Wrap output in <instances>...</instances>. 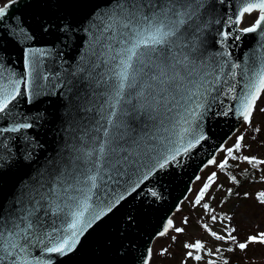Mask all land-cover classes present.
Wrapping results in <instances>:
<instances>
[{"label": "snow or ice", "instance_id": "6c2138e0", "mask_svg": "<svg viewBox=\"0 0 264 264\" xmlns=\"http://www.w3.org/2000/svg\"><path fill=\"white\" fill-rule=\"evenodd\" d=\"M19 2L7 0L0 6V32L34 39L22 18L10 14ZM106 7L110 10L94 14L90 28L85 30L89 32L88 52L76 69L102 89L100 101L94 105L96 114L82 130L79 146L73 144L74 155L59 165L53 160V167L47 170L48 179L39 182L26 201L21 199L18 208L7 212L0 205V264H57L53 257L73 253L90 229L138 190V194L146 191L158 198V193L147 188L146 182L173 163L179 164L180 157L207 140L200 121L216 100L222 104L221 97L232 94L230 98L239 103L218 114L227 116L234 111L245 125H251L257 102L264 95V60L259 67L255 61L242 67L232 62L227 51L207 53L202 39L208 26L203 19L207 0H108ZM254 12L255 20L240 27L245 16ZM223 23L230 30L218 32L217 44L230 39L239 41L240 34L259 32L264 38V0H239L237 10ZM49 27L45 25L43 30L47 32ZM60 31L68 38L73 29L62 24ZM50 54L51 49L25 48L24 75L19 79L0 64V119L11 121L0 127V147L8 148L7 139H13L3 138L5 133L32 129L44 119L45 113L39 109L35 116L17 119L16 102L23 96L31 104L33 97L40 95V80L50 79L49 74L40 71L41 58ZM100 68L104 71H98ZM238 74L244 83L236 94L237 84L229 81H235ZM53 78L58 79L59 73ZM64 83L75 87L72 81L51 87L60 88ZM260 111L264 112V108ZM29 139L24 137L25 147L29 146ZM245 139L240 134L232 146L221 144L218 151L223 158L213 155L203 167L225 171L244 163L264 171V159L243 154L248 147ZM6 159L0 154V160ZM243 174L247 175L246 169ZM227 177L234 184L240 183L231 172ZM196 180L201 177L196 176ZM217 180L218 173L211 172L190 201L193 208L199 206L204 210L212 224L231 220L205 202L207 198L215 199L211 189ZM232 191L227 189L229 195ZM244 195L247 197L248 193ZM255 199L264 205V191L255 193ZM179 210L177 205L176 211ZM202 221L203 217L197 223L216 243L208 248L201 239L185 241L181 264H188L189 260L200 264L205 256L213 257L205 264H217L224 252L234 254L246 252L252 245L264 246V231L241 240L230 224H223L217 232ZM181 224L187 226L189 218L183 217ZM184 226H176L169 217L156 235L168 236L175 243L179 235L186 233ZM220 243L227 247L219 246ZM168 251L162 248L160 254ZM152 256L153 250L148 248L143 264H150ZM222 264L230 262L223 258Z\"/></svg>", "mask_w": 264, "mask_h": 264}, {"label": "water", "instance_id": "95a60500", "mask_svg": "<svg viewBox=\"0 0 264 264\" xmlns=\"http://www.w3.org/2000/svg\"><path fill=\"white\" fill-rule=\"evenodd\" d=\"M107 4L108 0H20L10 10V14L22 18L23 25L34 39H25L18 33L8 35L0 32V64L19 79L24 75L25 48L51 49V54L41 58L40 71L49 74L50 79L47 82L40 80V95L34 96L31 104L23 96L16 102L17 119L35 116L37 109L45 113L44 119L32 129L5 133L3 138L13 139H7L8 148L0 147V154L7 157L0 160V205L6 212L18 208L21 199L26 201L39 182L48 179L47 170L53 167V160L59 165L74 155L73 144L79 146L82 130L88 127L96 114L94 105L99 103L102 89L97 88L84 73H77L76 69L83 63L81 57L88 52L89 32L85 30L90 28L94 14L110 10ZM238 7L239 0H207L203 17L208 22L202 35L204 46L208 54L229 52L232 62L242 67L253 61L259 67L264 60V38L259 32L240 34L239 41L230 39L225 44L215 43L220 39V30H230L223 22ZM12 24L15 26V21ZM62 24L73 29L68 38L60 31ZM45 25L50 26L47 32L43 30ZM98 71L103 72L104 69ZM237 71L239 73L240 70ZM57 73L59 78L54 79ZM64 81H72L75 87L68 83L60 88L51 87ZM231 83L237 84L236 94H239L243 78L238 74L235 81H229ZM231 95L222 96V104L216 100L200 121L207 140L180 157L179 164L173 163L146 182V187L155 190L158 198L146 191L138 194V190L90 229L73 253L53 257L54 261L57 264H143V257L157 237L156 233L167 218H172L203 165L216 155L219 146L243 123L234 111L227 116L218 114L239 103L230 98ZM9 123L11 121L7 118L0 119V127ZM25 136L30 138L28 147H25ZM128 217L132 218L131 221Z\"/></svg>", "mask_w": 264, "mask_h": 264}, {"label": "rangeland", "instance_id": "374dc122", "mask_svg": "<svg viewBox=\"0 0 264 264\" xmlns=\"http://www.w3.org/2000/svg\"><path fill=\"white\" fill-rule=\"evenodd\" d=\"M5 2H7V0H0V6L3 5ZM256 16L257 13L255 12L250 15H246L240 27H246L250 25L255 20ZM260 108H264V95H262L257 102V108L254 113L252 123H255L254 121H257L258 118H261L264 122V112H261ZM240 134L245 135L246 139L244 143L250 146L246 147L249 148L250 154H255L260 159H264V129L262 131L261 137H259L258 132H256L251 125L243 124L226 142L227 146H232L235 141V137ZM251 138L256 139L259 145L258 143H254V141L252 142L250 140ZM246 148L244 149L245 151ZM216 157L217 159H222L223 154L218 152ZM213 171L218 173L217 181H220L222 179V174L220 170L214 166L204 168L200 172L201 180L195 181L193 186L191 187L192 191H189L186 197V200L188 202L185 204V209L182 210L181 213H176L175 216H173V220L176 226H184L181 224V220L183 217L187 216L186 212L188 213V211H192L193 213H195L196 217L198 213L204 212L203 209H199L198 206L196 208H193L190 201L194 200L195 193L202 186L203 180L206 179L207 176ZM262 177H264V171ZM217 189V186H214L211 189V193L216 194L218 197L220 193L217 192ZM258 191H264V180L262 179H259L253 182V184L247 186L245 191L248 193L247 197H245V195L243 194L227 199L226 203L231 205L228 209L229 211H231L228 212L231 216V220L230 222L225 224H230L232 227H235L237 229L236 235L241 240H243L247 235L256 234L259 231H264V205H261L255 199V193H257ZM204 216L205 213L203 215V223H206V221H204ZM223 224L224 223L220 222L212 224L210 222L209 226L213 230L220 232L223 227ZM184 227H186V233L179 235L177 238V242L175 243H173L168 236L157 237L154 240L151 246V249L153 250V256L151 258L150 264H181V260L183 259L184 253L182 245L185 241H192L193 236H196L197 239L203 240L206 243V246L209 248L210 245L216 243L211 240V238L203 231L199 224H195L192 220L189 219V224ZM172 235H175L174 231L172 232ZM219 246L227 247V245H224L222 243H220ZM162 248H168V253L161 255L160 250ZM212 258L213 257L206 258L205 256L204 261H201L200 264H205L208 259ZM228 260L230 264H264V246L252 245L247 249L246 252L236 251L234 254L230 253ZM188 264H197V262L189 260ZM217 264L219 263L217 262Z\"/></svg>", "mask_w": 264, "mask_h": 264}, {"label": "trees", "instance_id": "16d2710c", "mask_svg": "<svg viewBox=\"0 0 264 264\" xmlns=\"http://www.w3.org/2000/svg\"><path fill=\"white\" fill-rule=\"evenodd\" d=\"M254 122L255 123H251V126H252V128H254L255 131H256L257 128L260 129V131H258V134H259V137H261L262 131L264 129V127H263L264 126V122H263V120L261 118L260 119L258 118L257 121H254ZM250 140L252 142L254 141V143H258L257 140L254 139V138H251ZM258 145H259V143H258ZM248 147H250V146H248ZM243 154L251 156L249 148H246V151L244 150ZM254 156H256V155L254 154ZM245 169L247 170V175L243 174ZM220 172L222 174V176H221L222 179L220 181H217V185H216L217 188H218L217 192H219L220 194L217 197L216 194L211 193V196H214L215 199L213 200L211 198H207L205 200V202L210 203L211 206L215 209L216 213H220V214L226 215L227 217H230V214L228 212H231V211H229L228 209H229V207L231 205L226 203L227 199L243 195L244 192L246 191V188H247L248 185H251V184H253V182H255V181H257V180L262 178V170H261L260 167H257L256 169H253L250 165H246L244 163H241L239 168L230 167L229 169H227L225 171H221L220 170ZM228 172H231L232 175L237 176V179L240 181V183L239 184H234L231 180H229L228 177H227V173ZM219 185H223V187L220 188V187H218ZM228 188H232V190H233L231 195H229L227 193V189ZM221 200L224 201L223 204L220 203ZM187 202H188L187 200L182 201V203L180 204V210L176 211L174 213V216H175L176 213H181V211L185 209V204ZM199 209H202V208L199 207ZM186 215L195 224H198L197 221L200 220L201 217H203L204 212L203 213H198L197 217H196L195 213H193L192 211H188V213L186 212ZM204 221H206V223H208V224H210V222H211L210 218H209V216L207 214H205V216H204ZM218 222L225 224V223H228L229 220L225 219L223 221H218ZM195 239H197V237L193 236L192 240H195ZM212 246L213 245H210V248H212ZM229 255H230V253L224 252L223 253V257L221 259H218L217 262L219 264H222V259L223 258L228 259ZM206 258H211V257L210 256H206Z\"/></svg>", "mask_w": 264, "mask_h": 264}]
</instances>
